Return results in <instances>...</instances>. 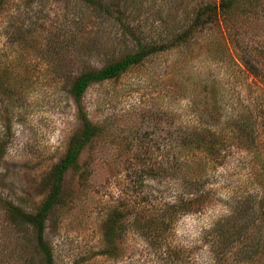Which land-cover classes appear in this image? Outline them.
Returning <instances> with one entry per match:
<instances>
[{"label": "rangeland", "instance_id": "obj_1", "mask_svg": "<svg viewBox=\"0 0 264 264\" xmlns=\"http://www.w3.org/2000/svg\"><path fill=\"white\" fill-rule=\"evenodd\" d=\"M92 1L97 4L7 0L0 13V81L8 89L7 96L0 90V141L7 143L0 162V264H24L25 254L39 263L30 244L34 231L11 226L3 204L37 210L47 195L51 169L81 128L80 108L105 132L81 156L88 179L69 171L64 203L49 216L45 237L55 264H258L264 248L261 252L256 226L232 247H224V237L234 230L232 217L241 207L264 197V84L252 74L257 64L264 66V10L243 24L248 32L244 51L232 52L230 66L214 60L204 36L192 52L182 50L187 78H220L225 88L227 137L221 138L228 144L212 158L188 156L177 144L183 132L200 127L202 112L191 114L192 105L181 97L185 81L173 69L177 50L118 83L90 87L81 103L70 90L75 76L125 57L138 40L169 44L189 28L199 7L220 0ZM202 28L212 39L228 34L221 23ZM248 114L258 126L254 146L243 128ZM126 142L130 145L124 149ZM189 161L202 172L198 184L186 167ZM189 191L206 197L200 210L172 219L166 230H152L149 236L129 223L117 255L102 254L107 215L121 199L163 218L167 205L183 195L194 197ZM251 248L259 249L258 256L247 263L244 256Z\"/></svg>", "mask_w": 264, "mask_h": 264}, {"label": "trees", "instance_id": "obj_2", "mask_svg": "<svg viewBox=\"0 0 264 264\" xmlns=\"http://www.w3.org/2000/svg\"><path fill=\"white\" fill-rule=\"evenodd\" d=\"M6 2L7 0H0V13L3 12ZM87 2L93 5L97 4L92 0H87ZM263 10L264 0H220L219 2H207L198 8L189 28L176 36L169 44H144L141 40H138L136 49L125 57L108 63L100 70L87 71L75 76L70 93L77 104L81 103L90 87L105 82L118 83L128 73L146 66L147 63H151L164 53L177 50L176 53H178L179 58L174 62L173 69L177 73L181 72L182 79L185 81L184 89L183 85L179 82L182 86L181 97L182 99H186L190 103L189 105H192L193 111L191 114H197L199 110L202 111L200 127L192 132H183L177 144L184 152H187L188 156L194 157L203 153L215 158L216 155L221 154L224 147L228 144L226 139L221 138L227 137L225 135L226 123L223 119L224 106L222 105L225 101V88H222L223 82L220 78H212L206 75H199L197 78L194 75L187 78L185 72L188 60L187 56L182 54V50L191 48L192 52V47L195 48L199 42V38L204 36L207 38L208 53L210 50L214 51V60L230 66L233 62L232 60H234L231 56L232 52L239 55L243 54L244 51L243 45L246 40L244 38L248 35V32L243 29V24L245 28L247 21L259 14H263ZM215 23L223 24L227 28L228 34L224 35L222 32L215 39H212L207 33L204 34L202 27ZM194 39L196 41L192 45L191 43ZM249 51L252 50L249 49ZM256 66V71L252 74L260 78L264 84V66H259L258 64ZM260 69L263 71H259ZM169 75L166 74L165 76L168 77ZM0 90H2V94L4 92L6 96L8 95V89H6L3 79L0 81ZM82 110V108L79 110L82 121L81 128L71 137L65 154L51 169L45 181V186L48 189L47 195L37 210L35 212H26L12 202L5 201L3 204L7 221L11 226H15L17 229L29 227L35 233L33 242H30V244H32L31 247L34 253L39 257V263L25 254V258H22L24 264H55L52 247L45 237L49 216L56 207L64 203V182L66 174L69 171H78L81 179L87 180L89 177L90 170L84 169V165L86 164L81 165L80 159L86 148L91 147L104 134L105 128L94 124ZM182 115L177 116V118L179 119ZM253 117L252 114H248L247 118H250V121L243 126L251 146L256 144V138H252L256 137V128L258 127ZM235 136L239 137V134L235 133ZM6 144L0 141V162L5 155ZM129 145L130 143L126 142L123 148L126 149ZM202 162H204L203 159ZM193 163L194 166L197 165L195 161H189L186 163V167H191ZM148 171L152 174L154 171L153 167ZM189 173L193 184H198L202 172L197 168L193 169L192 166L189 169ZM261 182L264 184V157ZM190 192L189 194L194 195V197L187 198L183 195L175 202L167 205V215L163 218L153 211L149 210L150 212L147 213L142 207L137 208L136 202H131V199H121L116 206L111 208L107 215L104 233L105 249L102 250V254L111 257L117 255L119 243L127 234L129 228L127 224L129 223H131L134 230L142 232L144 236H149L148 234L152 230H166L165 226L171 223L172 219L200 210L199 208H202L206 197H202L198 192L196 194ZM249 203L251 202L249 201ZM241 210L239 214L242 216L238 214L237 217L236 215L232 217L234 219V230L232 232L228 230V236L224 237V247H232L234 243L248 238V229L256 226L257 232H259L258 237H260L259 240L261 241V243L259 242L262 247L260 249L263 252L264 197L255 203L254 206L249 204V206L241 207ZM244 211L246 212L245 217L243 216ZM226 232L224 231V233ZM156 242V239H153L152 245L156 244ZM258 251V248L257 250L252 248L248 250L244 256L245 262H255L254 258L258 256ZM260 254L264 255V252ZM263 262L264 257L260 261L258 260V264H263Z\"/></svg>", "mask_w": 264, "mask_h": 264}]
</instances>
